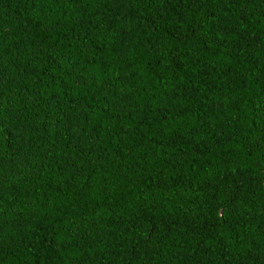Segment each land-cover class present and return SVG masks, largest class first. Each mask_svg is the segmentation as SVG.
Instances as JSON below:
<instances>
[{"label": "trees", "instance_id": "obj_1", "mask_svg": "<svg viewBox=\"0 0 264 264\" xmlns=\"http://www.w3.org/2000/svg\"><path fill=\"white\" fill-rule=\"evenodd\" d=\"M0 264H264V0H0Z\"/></svg>", "mask_w": 264, "mask_h": 264}]
</instances>
